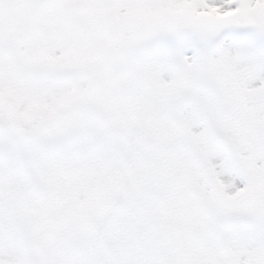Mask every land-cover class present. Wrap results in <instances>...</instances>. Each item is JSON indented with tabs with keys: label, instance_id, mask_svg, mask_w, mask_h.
I'll use <instances>...</instances> for the list:
<instances>
[{
	"label": "snow or ice",
	"instance_id": "obj_1",
	"mask_svg": "<svg viewBox=\"0 0 264 264\" xmlns=\"http://www.w3.org/2000/svg\"><path fill=\"white\" fill-rule=\"evenodd\" d=\"M0 264H264V0H0Z\"/></svg>",
	"mask_w": 264,
	"mask_h": 264
}]
</instances>
